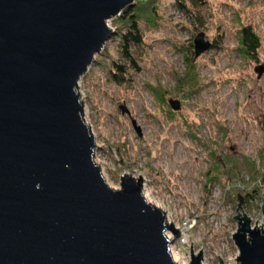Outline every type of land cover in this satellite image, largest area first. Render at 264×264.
I'll list each match as a JSON object with an SVG mask.
<instances>
[{"label":"rangeland","instance_id":"rangeland-1","mask_svg":"<svg viewBox=\"0 0 264 264\" xmlns=\"http://www.w3.org/2000/svg\"><path fill=\"white\" fill-rule=\"evenodd\" d=\"M134 5L142 44L127 58L123 28L118 17L110 19L114 37L78 82L82 119L96 146L93 161L113 190L124 174L141 176L142 194L172 216L180 239L168 234L182 257H190L192 243L204 264H220L218 256L222 264H238L233 217L245 214L252 224L263 217L258 199L244 198L258 189L264 199V73L256 72L264 68V0ZM244 27L259 39L255 59L240 50ZM199 33L214 47L194 59ZM228 161L235 170L226 176ZM238 194L243 203L236 212Z\"/></svg>","mask_w":264,"mask_h":264},{"label":"water","instance_id":"water-1","mask_svg":"<svg viewBox=\"0 0 264 264\" xmlns=\"http://www.w3.org/2000/svg\"><path fill=\"white\" fill-rule=\"evenodd\" d=\"M133 5L0 0V264H176L165 234H180L145 202L141 176L124 174L119 190L105 183L77 93L116 33L107 21ZM193 46L198 59L212 43L199 33ZM169 106L180 110L177 101ZM233 220L237 263L264 264L262 225L245 214ZM190 257L201 264L192 243Z\"/></svg>","mask_w":264,"mask_h":264},{"label":"trees","instance_id":"trees-1","mask_svg":"<svg viewBox=\"0 0 264 264\" xmlns=\"http://www.w3.org/2000/svg\"><path fill=\"white\" fill-rule=\"evenodd\" d=\"M138 9L136 5L127 8L119 17V24L122 26L123 31L120 34V44L123 49V54L126 55L131 47H138L142 44L139 35V28H138ZM239 46L242 54L245 57L250 59L256 58V53L260 48V42L258 37L254 34V32L249 27H244L240 30L239 33ZM213 45L212 48L213 49ZM128 58V57H127ZM227 169L229 171L226 172V176L230 175L234 169V163L231 161L227 162ZM218 168H222L221 164H217ZM216 168V169H218ZM229 178V177H228ZM255 199H258V203H262L261 194L258 189H254L248 191L244 200L245 203H249Z\"/></svg>","mask_w":264,"mask_h":264},{"label":"bare ground","instance_id":"bare-ground-1","mask_svg":"<svg viewBox=\"0 0 264 264\" xmlns=\"http://www.w3.org/2000/svg\"><path fill=\"white\" fill-rule=\"evenodd\" d=\"M95 164L100 168V164H99V163H95ZM100 171H101V170H100ZM101 174H103V173H101ZM102 176H103V175H102ZM103 179H104V178H103ZM137 179H139V178H134V180H137ZM142 180H143V179H142ZM143 184H144V181H142V185H143ZM142 196H143L145 202H146L148 205H150V206H152V207H154V208L159 209V210L165 215V217H166V221H167L168 224H171V223H172V224L174 225L175 222H174V220L172 219V216L170 215V213H168V209H166V208L160 206L159 204L153 202V201L151 200V196H152L151 194H148V193H146V192H143ZM167 233H168V232H167ZM168 239H171V238L169 237ZM170 255H171L172 261H173L174 263H176V264H186L184 258L180 255L179 252L172 251V254H170ZM203 262H204V260H203V258H202V260H201V264H204Z\"/></svg>","mask_w":264,"mask_h":264},{"label":"built area","instance_id":"built-area-1","mask_svg":"<svg viewBox=\"0 0 264 264\" xmlns=\"http://www.w3.org/2000/svg\"><path fill=\"white\" fill-rule=\"evenodd\" d=\"M260 206H262V203L260 204ZM263 218H264V216L262 217V222H260L259 224H252L251 223V226L252 227H255L256 226V228H258L259 230H261V225H262V231H264V223H263ZM166 235V238L168 239L170 236H169V234L168 233H166L165 234ZM178 239H180V237H178ZM168 240H170V239H168ZM179 244H180V242H179ZM178 245V244H177ZM172 251H175V252H177V250H175V248H174V246H172V244L169 246V253L170 254H172ZM183 258H184V260H185V262H186V264H190V262H191V258L189 257V258H186V257H184L183 256Z\"/></svg>","mask_w":264,"mask_h":264}]
</instances>
